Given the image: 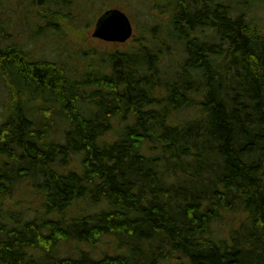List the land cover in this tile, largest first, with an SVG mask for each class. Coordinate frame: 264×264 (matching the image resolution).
<instances>
[{"label":"trees","instance_id":"1","mask_svg":"<svg viewBox=\"0 0 264 264\" xmlns=\"http://www.w3.org/2000/svg\"><path fill=\"white\" fill-rule=\"evenodd\" d=\"M75 1L0 0V264H264V0H154L81 80L27 46Z\"/></svg>","mask_w":264,"mask_h":264},{"label":"rangeland","instance_id":"2","mask_svg":"<svg viewBox=\"0 0 264 264\" xmlns=\"http://www.w3.org/2000/svg\"><path fill=\"white\" fill-rule=\"evenodd\" d=\"M75 2L76 5L73 4L70 8L72 15H69V11L63 6L61 14L56 19V23L58 25L60 23L61 34L44 36L38 43H31V46H27L31 47L30 49L38 57L45 59L52 57L54 60L61 61L62 65L66 63L65 69L71 71L72 73L70 74L77 80H81L84 74L92 72V70L104 69L105 63L104 65L99 63L100 56L93 55L92 51L94 49L100 54L106 51L126 50L135 41L141 39V36H148V32L151 31L156 22L163 23L158 15V10L154 8L156 4L154 0H76ZM13 6L11 5V7ZM38 8H32V10L47 15L45 5ZM110 10L124 12L131 21L133 35L126 43H109L93 36L98 20ZM247 15L256 17L254 10L249 11ZM66 16H71L72 20L69 19L67 21ZM169 16V13L164 12L161 17L167 19ZM260 17L262 22H264V12ZM34 24L36 25L37 23L32 21L29 26L25 27L28 29L27 32L24 29L19 31L18 38L20 37V41L27 40V34L30 32L29 28H33ZM8 90L6 82H3V78L1 79L0 76V121L6 108L12 102ZM24 199L32 201L35 207L40 203V199L33 196L26 195Z\"/></svg>","mask_w":264,"mask_h":264},{"label":"water","instance_id":"3","mask_svg":"<svg viewBox=\"0 0 264 264\" xmlns=\"http://www.w3.org/2000/svg\"><path fill=\"white\" fill-rule=\"evenodd\" d=\"M133 35L129 17L120 10L107 11L97 22L94 37L109 43H126Z\"/></svg>","mask_w":264,"mask_h":264}]
</instances>
